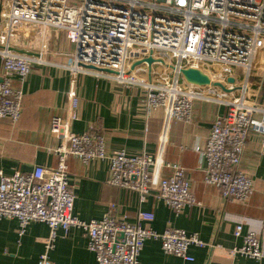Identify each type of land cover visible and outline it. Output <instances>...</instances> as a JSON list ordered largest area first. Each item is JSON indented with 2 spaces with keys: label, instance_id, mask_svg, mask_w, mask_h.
I'll return each instance as SVG.
<instances>
[{
  "label": "built area",
  "instance_id": "2783aa9c",
  "mask_svg": "<svg viewBox=\"0 0 264 264\" xmlns=\"http://www.w3.org/2000/svg\"><path fill=\"white\" fill-rule=\"evenodd\" d=\"M54 41L52 53L49 45ZM150 52L163 63L152 62L150 71L145 63L130 69ZM47 55L62 57L63 66L74 75L91 73L141 88L146 116L162 108L164 128L155 154L125 149L108 153L102 134L70 130L74 116L68 107L50 123L59 139L51 149L59 158L55 167L35 164L27 173L10 175L0 169V219H16L19 236L33 221L49 228L36 264H61L52 261L48 251L56 230L67 232L71 227L86 233L87 248L97 264H141L140 252L148 239L159 240L164 252L188 261L193 260L190 246L221 250L230 259L264 260L262 221L237 219L235 236H241L243 224L249 227L240 245L225 249L180 228L159 232L145 225L154 214L140 209L132 221L116 216L114 205L101 218L83 220L73 213L66 162L69 157L85 164L107 159L108 184L137 192L140 201L154 194L178 213L193 204L194 197L185 168L163 158L168 125L173 119L190 121L195 101L218 103L224 106L223 113L214 118L204 143L192 148L199 157L203 183L229 202L246 203L254 187L241 159L250 134L260 137L264 156V101L259 99L264 0H0V120H19L23 91L12 80H25L34 64L50 61ZM188 67L202 70L211 82L218 81L231 92L211 83L186 82L180 68ZM229 76L233 83L227 81ZM72 94L73 88L71 99ZM163 167L170 169L169 175L162 174Z\"/></svg>",
  "mask_w": 264,
  "mask_h": 264
},
{
  "label": "crops",
  "instance_id": "0c3cea01",
  "mask_svg": "<svg viewBox=\"0 0 264 264\" xmlns=\"http://www.w3.org/2000/svg\"><path fill=\"white\" fill-rule=\"evenodd\" d=\"M56 41L49 45L54 53ZM45 64H34L25 80H12V85L23 91L22 110L16 123L0 120V169L10 175L15 171L27 173L35 164L55 167L58 155L51 149L59 139L50 131L51 119L63 116L71 108L74 119L70 130L76 134L91 131L100 133L106 150L112 153L125 149L129 153L146 151L155 154L160 148L164 128V112L146 116L144 92L135 86H124L109 78L91 73L72 74L63 66L62 57L47 55ZM0 60V73H1ZM73 88V97L69 93ZM261 101V100H260ZM218 103L195 101L190 121L171 120L163 158L178 162L191 180L193 204L175 213L154 194L139 200L138 193L108 184L107 159L87 164L77 158H67L70 187L74 194L73 213L83 220L101 218L111 205L119 218L132 221L137 210L149 211L154 218L145 225L161 232L176 227L187 233H197L206 242H215L228 249L242 242L248 229L243 224L241 236L234 235L237 219L262 221L264 239V156L260 137L250 134L241 159V168L253 181L254 191L246 203H233L222 198L216 188L202 181V172L194 144H203L217 115L224 111ZM185 145L184 149H180ZM170 169L163 167L167 176ZM16 219H0V264H36L45 249L49 228L43 222H30L22 235L17 234ZM49 258L61 264H97L87 248V235L78 227L67 232L58 228ZM264 245V240H263ZM192 261L164 252L159 240L148 239L140 252L141 264H264V260L236 256L228 258L220 250L190 246Z\"/></svg>",
  "mask_w": 264,
  "mask_h": 264
},
{
  "label": "water",
  "instance_id": "95a60500",
  "mask_svg": "<svg viewBox=\"0 0 264 264\" xmlns=\"http://www.w3.org/2000/svg\"><path fill=\"white\" fill-rule=\"evenodd\" d=\"M157 61L163 63V61L161 59L153 58L151 56V52H150L149 55H147L143 58H140L138 60H135L131 64L130 69H133L135 65L145 63L147 65L148 70L150 71L152 62H157ZM167 66L169 68H172V69L174 68L173 64H168ZM180 72H181L183 78L185 79V81L190 83V84L202 86V85H207V84L211 83L212 85L218 86L220 89H222L225 92H231V89H228L222 83H220L218 81L211 82L209 76L205 72H203L202 70H200L198 68H194V67L180 68ZM227 81L230 83H233L234 78L229 76V77H227Z\"/></svg>",
  "mask_w": 264,
  "mask_h": 264
},
{
  "label": "rangeland",
  "instance_id": "374dc122",
  "mask_svg": "<svg viewBox=\"0 0 264 264\" xmlns=\"http://www.w3.org/2000/svg\"><path fill=\"white\" fill-rule=\"evenodd\" d=\"M156 66V65H155ZM255 70V68L252 70V71H254ZM260 71H261V69H260ZM237 72H238V76L239 77H241V74L239 73V69H237ZM260 98L262 99V98H264V93H261V95H260ZM259 98V99H260ZM162 110V108H159V109H157L156 111H161ZM156 111H154V112H156Z\"/></svg>",
  "mask_w": 264,
  "mask_h": 264
},
{
  "label": "trees",
  "instance_id": "16d2710c",
  "mask_svg": "<svg viewBox=\"0 0 264 264\" xmlns=\"http://www.w3.org/2000/svg\"><path fill=\"white\" fill-rule=\"evenodd\" d=\"M261 93H264V77H263L261 88H260L259 98H260ZM260 100L264 101V98L262 99L260 98Z\"/></svg>",
  "mask_w": 264,
  "mask_h": 264
}]
</instances>
